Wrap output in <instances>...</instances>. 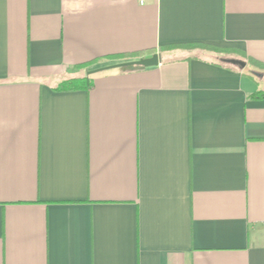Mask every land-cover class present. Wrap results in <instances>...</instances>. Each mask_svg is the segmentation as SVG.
Instances as JSON below:
<instances>
[{
  "label": "crops",
  "instance_id": "crops-1",
  "mask_svg": "<svg viewBox=\"0 0 264 264\" xmlns=\"http://www.w3.org/2000/svg\"><path fill=\"white\" fill-rule=\"evenodd\" d=\"M0 264H264V0H0Z\"/></svg>",
  "mask_w": 264,
  "mask_h": 264
},
{
  "label": "trees",
  "instance_id": "trees-1",
  "mask_svg": "<svg viewBox=\"0 0 264 264\" xmlns=\"http://www.w3.org/2000/svg\"><path fill=\"white\" fill-rule=\"evenodd\" d=\"M195 46H201V47H206L208 49H212V50H217V51H222V52H226V53H234L233 50H221L218 49L217 47H213V46H209V45H195ZM154 51H150L147 54H153ZM145 52H138V53H126V54H120V55H113V56H108L106 57L107 59H139L142 57H145V55H147ZM228 59H234L232 57H227L224 59V62L230 64V65H234L232 63H230L228 61ZM100 59H94L92 61H89L87 63H83L78 65V68L84 69V68H88L90 65L95 64L99 61ZM237 60H240L237 58ZM92 86L91 81H89L87 78H73V79H69L67 81H65L62 84V87L64 88H84V89H89ZM261 94V93H260Z\"/></svg>",
  "mask_w": 264,
  "mask_h": 264
},
{
  "label": "water",
  "instance_id": "water-1",
  "mask_svg": "<svg viewBox=\"0 0 264 264\" xmlns=\"http://www.w3.org/2000/svg\"><path fill=\"white\" fill-rule=\"evenodd\" d=\"M161 62V57L158 53L153 54L150 57H142L136 60H130V61H123V62H119V63H115L113 65H109L107 67L104 68H100V69H95V70H91L88 72V74H94L96 72L99 71H103V70H111V69H118L122 72H127V71H134L140 68H147V67H153V66H157L159 65V63ZM232 63L234 64H238L241 67H245L246 63L241 61V60H231Z\"/></svg>",
  "mask_w": 264,
  "mask_h": 264
},
{
  "label": "built area",
  "instance_id": "built-area-1",
  "mask_svg": "<svg viewBox=\"0 0 264 264\" xmlns=\"http://www.w3.org/2000/svg\"><path fill=\"white\" fill-rule=\"evenodd\" d=\"M141 1V3H144V0H140Z\"/></svg>",
  "mask_w": 264,
  "mask_h": 264
}]
</instances>
